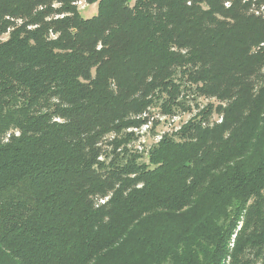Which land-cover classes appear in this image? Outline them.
I'll return each instance as SVG.
<instances>
[{
    "label": "trees",
    "instance_id": "1",
    "mask_svg": "<svg viewBox=\"0 0 264 264\" xmlns=\"http://www.w3.org/2000/svg\"><path fill=\"white\" fill-rule=\"evenodd\" d=\"M263 4L0 0V264H264Z\"/></svg>",
    "mask_w": 264,
    "mask_h": 264
},
{
    "label": "rangeland",
    "instance_id": "2",
    "mask_svg": "<svg viewBox=\"0 0 264 264\" xmlns=\"http://www.w3.org/2000/svg\"><path fill=\"white\" fill-rule=\"evenodd\" d=\"M135 1L136 0H130L131 5H133ZM79 10H80V13H81L83 18L91 19L92 17L96 16V14H97V5L96 4H94V5L84 4L83 6H79ZM262 11L264 12V8H262ZM207 103L208 102L206 101L203 104H207ZM189 116L190 115H185V116L182 115L183 121L188 120ZM214 119L216 120L218 118L215 117ZM173 122H175L173 126H170V124H169L170 127L169 126H163L160 131L165 132V131L173 130L175 127L179 126L180 120H179V118H177V119H174ZM145 130H146V128H143L142 133H144ZM142 139H144V138H142ZM141 142H143V141H141ZM139 144L140 143L138 142L137 147L139 146ZM152 144H153V141L151 142V140H149L145 144L142 143V146L144 145L145 148H149ZM175 216L179 218V220H180L179 224L190 221L188 217L184 218V217H181L179 215H175ZM174 222H175V219L172 216L162 213L158 216H155V217L149 219L146 231L149 234L157 235L162 230V228L164 226H170ZM168 235H169V233H168ZM131 244L132 243H126L125 242L121 246V248H118L115 251H113L111 254L112 257H111L110 264H146V263L148 264L147 258H144V254H143V252L141 253L140 249H137L135 251V253H131V252L126 251L127 247H129Z\"/></svg>",
    "mask_w": 264,
    "mask_h": 264
}]
</instances>
